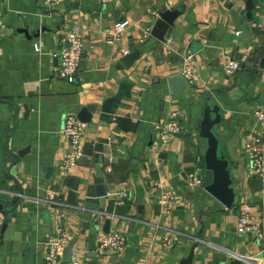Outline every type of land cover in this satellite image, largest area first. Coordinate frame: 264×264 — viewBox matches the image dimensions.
<instances>
[{
	"label": "crops",
	"instance_id": "crops-1",
	"mask_svg": "<svg viewBox=\"0 0 264 264\" xmlns=\"http://www.w3.org/2000/svg\"><path fill=\"white\" fill-rule=\"evenodd\" d=\"M120 18L131 24L110 43ZM160 18L163 39L152 33ZM73 25L84 48L68 81L59 50ZM188 53L196 79L172 92L169 79L183 74ZM231 60L240 68L227 74ZM83 107L84 153L68 171L65 115ZM257 109L264 110V0H0V264H44L58 225L81 264H181L194 243L191 264H248L236 254L264 262V235L237 231L246 203L264 221V181L247 150L252 134L264 135ZM172 111L182 131L162 143L155 122ZM213 161L224 167L230 207L203 185L208 170L221 169ZM163 187L176 192L170 212L158 200ZM123 191L129 196L119 200ZM50 192L63 204L49 203ZM114 230L126 244L102 247L100 237Z\"/></svg>",
	"mask_w": 264,
	"mask_h": 264
},
{
	"label": "built area",
	"instance_id": "built-area-1",
	"mask_svg": "<svg viewBox=\"0 0 264 264\" xmlns=\"http://www.w3.org/2000/svg\"><path fill=\"white\" fill-rule=\"evenodd\" d=\"M59 1V0H56ZM113 1V0H104ZM159 15V12H155ZM131 22L128 18H120L113 24L112 30L108 32V42L114 43L122 36L124 30L130 26ZM151 35L150 31H146L145 36ZM36 50H41L38 42L34 43ZM84 42L77 25H73L71 29L62 37V42L59 50L60 62V77L73 81L79 70V64L82 57ZM128 52V50H125ZM193 54L188 53L186 56V66L183 74L186 76L189 83L196 79V72L193 65L189 62ZM240 68V63L236 60L226 62L224 71L227 74L237 72ZM255 113L264 117V110L257 109ZM87 123L78 118L75 112H68L65 115L63 131L69 140V149L63 155L61 166L65 170L72 171L79 159L84 153V134ZM155 129L159 134V140L162 143H167L171 138L182 131V121L178 111L170 112L166 119L155 122ZM247 150L253 162V168L257 175L261 176L264 181V135L261 133H254L249 138L247 143ZM111 161V159L109 160ZM197 184H202L203 179L197 174L190 176ZM159 184L152 181V188ZM129 194L123 191L118 194V199L128 198ZM158 200L167 212H170L176 202V192L171 188H162L159 192ZM48 201L51 204H63L55 196V192H50ZM237 231L240 234L252 233L256 237H263L264 235V221L256 218L252 214V206L250 203L244 204L238 213ZM71 235L60 225L56 226L54 234L47 241L46 255L44 264H81L80 253L77 249H73L70 259L66 261L63 257L66 246L70 243ZM127 242V236L119 230H114L100 237V245L102 247L120 248ZM173 242L171 236L164 240L166 246H170ZM238 258L246 261L248 264H264L258 262L252 256L243 254H236Z\"/></svg>",
	"mask_w": 264,
	"mask_h": 264
},
{
	"label": "water",
	"instance_id": "water-1",
	"mask_svg": "<svg viewBox=\"0 0 264 264\" xmlns=\"http://www.w3.org/2000/svg\"><path fill=\"white\" fill-rule=\"evenodd\" d=\"M162 17H164L165 20H167L168 22L171 21V19H169L168 17V12L166 11L165 6L162 7ZM162 20L161 18L157 21V26L154 27L153 30V34L161 39L164 38V33L162 32L163 28L160 26ZM135 54L130 55V57H134ZM170 82V86H171V90L172 92H178L180 90H183L185 88H187L189 86V81L183 76V74H175L173 76H171V78L169 79ZM180 83V84H179ZM32 105H30L31 107ZM29 108V107H28ZM90 108V107H88ZM92 108V107H91ZM78 118L82 121H87L90 118V114L88 113V109L87 107H83V109L77 114ZM29 149V147L21 150L19 153L23 154L24 152H26ZM214 164H217L221 167V169L214 175V172L210 169L207 172V178L204 181L203 185L205 186V188L213 195V196H217L223 203L227 204V207H230L231 205H229L232 201H233V194L232 191L230 190H224L223 189V185H222V180H221V175L224 173V167L221 165V163H215L213 161ZM203 179V178H202ZM69 180H73V177H71ZM212 184V185H211ZM100 187H103V184H98ZM74 188H76V185H73ZM102 194H106V190H103ZM75 196L76 193L73 191L70 193V197L69 200L72 202H75ZM73 245L74 242L71 241L65 248L64 250V259L66 261H68L70 259V255L71 252L73 250ZM197 245V243H194L190 254L186 257L183 258L181 261V264H191L194 258V247ZM91 264H96V263H91Z\"/></svg>",
	"mask_w": 264,
	"mask_h": 264
}]
</instances>
